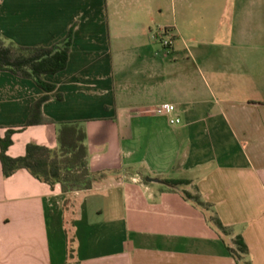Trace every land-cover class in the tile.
I'll use <instances>...</instances> for the list:
<instances>
[{
	"label": "crops",
	"instance_id": "obj_1",
	"mask_svg": "<svg viewBox=\"0 0 264 264\" xmlns=\"http://www.w3.org/2000/svg\"><path fill=\"white\" fill-rule=\"evenodd\" d=\"M71 27L66 68L45 76L55 89L42 122L14 133L7 154L57 150L60 123L74 122L103 177L63 192L0 164V264H236L212 211L264 264V0H0V34L17 45L49 46ZM44 94L0 71L1 135ZM163 103L179 124L153 112ZM51 225L72 230L71 257L51 246Z\"/></svg>",
	"mask_w": 264,
	"mask_h": 264
},
{
	"label": "trees",
	"instance_id": "obj_2",
	"mask_svg": "<svg viewBox=\"0 0 264 264\" xmlns=\"http://www.w3.org/2000/svg\"><path fill=\"white\" fill-rule=\"evenodd\" d=\"M73 27L66 36L49 46H22L7 41L0 34V71H8L18 77L32 80L46 94L32 103L29 116L21 128H8L0 132V164L4 177H9L20 169L27 170L35 178L53 186L59 183L63 192L90 189L94 182L103 177L92 172L87 162L86 133L74 122L60 123L57 131L58 149L52 150L44 145L28 143L25 153L17 157L7 154L13 143L12 135L20 129L39 124L42 104L48 100V92L55 85L46 81V75L56 74L67 66L72 45ZM171 186L188 185V179H165ZM183 197L204 210L211 211V204L201 199L199 193L184 190ZM208 221L236 264H251L249 251L240 234L232 227L224 225L215 212H211ZM229 237L226 241L224 238Z\"/></svg>",
	"mask_w": 264,
	"mask_h": 264
},
{
	"label": "built area",
	"instance_id": "obj_3",
	"mask_svg": "<svg viewBox=\"0 0 264 264\" xmlns=\"http://www.w3.org/2000/svg\"><path fill=\"white\" fill-rule=\"evenodd\" d=\"M158 37L163 48L168 51L172 43V37L170 35L169 29H161L159 31ZM175 110L176 107L174 104L163 103L154 107L153 112L159 115H167L169 117V123L172 125H176L181 122V119L177 115H171L173 112H175Z\"/></svg>",
	"mask_w": 264,
	"mask_h": 264
},
{
	"label": "rangeland",
	"instance_id": "obj_4",
	"mask_svg": "<svg viewBox=\"0 0 264 264\" xmlns=\"http://www.w3.org/2000/svg\"><path fill=\"white\" fill-rule=\"evenodd\" d=\"M203 211L201 210V212ZM211 229L215 230L212 225H211ZM49 234L51 238V246L55 248V250L64 248L67 254H69V256L71 257L77 246V243L74 240L75 238H73L72 235L73 234L72 230L69 231L62 230L60 232L59 230H57V228H54V226L51 225ZM73 264H75V262H73Z\"/></svg>",
	"mask_w": 264,
	"mask_h": 264
}]
</instances>
